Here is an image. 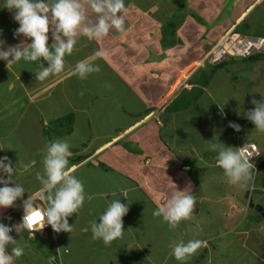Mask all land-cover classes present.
<instances>
[{
  "label": "crops",
  "instance_id": "obj_1",
  "mask_svg": "<svg viewBox=\"0 0 264 264\" xmlns=\"http://www.w3.org/2000/svg\"><path fill=\"white\" fill-rule=\"evenodd\" d=\"M185 1L200 8V14L207 17L205 12L208 8L203 5L205 0H181L179 7L174 0H125V27L129 25V29L123 33L110 29L108 37L100 41L78 37L73 54L65 57V71L43 82H38L34 74L39 69V62L21 60L8 69L6 62L0 60V158L7 156L12 161L13 168H16L14 181L33 194L37 208L45 209L47 204L36 174L43 171L46 145L55 140H67L72 145L69 158V166L74 167L72 174L83 182L86 194L93 196L91 201H85L77 215L68 218L69 224L74 225L71 233H56L51 227L36 229L32 233L18 228V232L14 230L18 246L25 249L30 243L48 241L51 236L63 240L66 235L71 237L80 232L90 235L86 248L92 252L93 242L101 240H93L90 221H98L109 203L120 199L121 203L129 206V212L123 218L124 234L128 235L125 248L137 247L138 232L133 225L140 214V220L147 216L136 214V210L139 206L156 209L158 204L165 203L174 190L173 183L181 191L191 186L197 198L193 218L183 221L186 224L196 227L198 223L199 227L206 221L210 227L218 216L227 223L234 219L257 220L258 213L250 214L241 205L242 196L238 197L236 186L228 183L223 169L216 163V153L209 149L208 141L214 140L234 148L245 143L225 142L223 123L220 131L218 121L214 126V117L209 119L207 111L186 102L188 93L183 89H193L192 78L197 70L195 67L199 65L198 60L207 56L224 35L232 33L247 38H264V35L241 32L246 19L263 0H241L240 5L236 0H209L207 4L213 2V10H221L219 15L222 16L212 15L217 17V21H212L213 29L217 31L208 41L206 35L210 30H202L204 35L197 38L196 31L202 26L197 24L194 31L191 20H187L190 18L187 9L178 12L188 7L181 5ZM4 3L5 0H0V39L6 42L5 47L31 43L14 35L19 24L13 19L14 13L3 8ZM160 4L166 12L162 11ZM171 5L173 10L167 13ZM88 15L95 18L91 9H88ZM49 34L51 36V32ZM50 36L49 45L54 42ZM26 43L24 47H27ZM176 49L196 50L197 54L194 56L190 52L182 59L183 51L170 52ZM97 51L103 55L96 57ZM149 51H153V56ZM85 59L98 64L101 71L81 80L72 70L77 61ZM176 100L181 103L175 106ZM216 127L217 131H212ZM219 132H222L221 139ZM237 133L231 128L230 135ZM20 161L22 164L30 163V169L24 171ZM202 176L215 191L221 188L224 193L219 198H208L197 192ZM245 190L243 200L249 209L253 192L262 191L257 188L252 192ZM28 191L24 199L28 198ZM211 202L218 208L207 206ZM222 204L225 207L219 208ZM23 213L22 201L18 200L14 207L0 209V223H9L11 227L18 225ZM241 214L242 217L237 218ZM158 223L161 224L159 220ZM159 232L162 233L160 228ZM196 232L202 233L200 228H196ZM176 233L163 239L158 236L149 238L148 242L170 245L178 240L179 235L186 236L182 231L175 238ZM199 240L205 241L203 236ZM183 241L189 240L184 237ZM13 246L9 245L8 250L11 251ZM148 248L151 249V245ZM97 253L96 260L90 264H109L103 263L105 255L100 251ZM155 254L140 264H163ZM127 262L123 260L122 264Z\"/></svg>",
  "mask_w": 264,
  "mask_h": 264
},
{
  "label": "clouds",
  "instance_id": "obj_2",
  "mask_svg": "<svg viewBox=\"0 0 264 264\" xmlns=\"http://www.w3.org/2000/svg\"><path fill=\"white\" fill-rule=\"evenodd\" d=\"M3 8L14 13L13 19L19 24L14 35L17 38L22 36L31 43L5 47L6 42L0 39V60L6 62L8 69L21 60L39 62V69L34 72L38 82L65 71V57L73 54L78 37L100 41L108 37L110 29L114 28L120 33L125 31V0H5ZM88 9L95 14L94 19L89 17ZM50 32L54 41L51 45ZM25 43L27 47L23 46ZM102 55L100 51L95 53L96 57ZM42 61L47 62V66ZM72 71L81 80H86L90 75L99 73L101 68L90 59H85L77 61ZM252 104L255 107L246 112V118L255 126V130L264 132V100L253 99ZM220 108L223 114V107ZM229 127L240 131V125L234 122H230ZM213 141H208L209 149L216 153V163L223 169L228 183L245 189L254 187L255 167L250 162L252 157L245 154L249 144L234 148ZM71 147L67 140H55L44 149L43 171L36 174L47 204L43 211L34 205L33 194L14 181L16 168H13L12 161L7 156L0 158V173L3 174L0 175V209L12 208L21 200L24 211L22 223L12 227L0 223V264H14L15 259L24 255L23 247L17 245L11 232H18V228L31 232L40 224L42 229L50 225L56 233H71L74 225L69 224L68 218L77 215L86 200L93 199V196L86 194L83 182L72 174L74 167L69 166ZM22 167L28 171L31 164H22ZM173 185L174 190L167 201L158 204L153 211V216L162 217L171 230H175L182 221L193 218L197 201L191 186L181 191L177 185ZM26 191L29 195L24 199ZM128 212V205L121 203L120 199L112 200L98 221H90L93 240H102L105 246H111L112 242L123 238V218ZM9 245H15L11 252L8 251ZM206 245L207 241L199 239L175 241L171 246V255L177 261L186 262Z\"/></svg>",
  "mask_w": 264,
  "mask_h": 264
},
{
  "label": "rangeland",
  "instance_id": "obj_3",
  "mask_svg": "<svg viewBox=\"0 0 264 264\" xmlns=\"http://www.w3.org/2000/svg\"><path fill=\"white\" fill-rule=\"evenodd\" d=\"M208 1L209 0H205V2H203V5H207L208 8V11L205 12L207 17L204 15L202 16L200 14L201 9L193 7L190 1L182 3L181 5L188 7L178 11L183 12L187 9L186 13L190 14V18L187 20H191L192 23L190 25H192V29L194 31L196 30L195 27L198 28L196 26L197 24L202 26L198 28L199 31H196L198 33L197 38L204 35V33H201L202 30H210L206 35L207 41L212 38V36L215 35L214 33L217 31L216 29H213L215 26L212 24V21H217L215 20L217 17H212V15L222 16L219 15L222 11L213 10L212 7L214 6V3L211 2L210 4H207ZM246 1L247 0H244V2ZM236 2L237 5H240L241 0H236ZM178 3L180 4L181 0H178ZM160 5H162V11H165L163 4ZM225 5L226 4L223 3L222 7L225 8ZM170 7L171 9H169L170 11L167 13L171 12L174 8L173 5ZM222 20L225 21V18L223 19L222 17ZM129 27L130 26L127 25L125 29H129ZM244 31L249 34L264 35V0L260 6L256 7L252 11L249 18L246 19V22L242 25L241 32ZM228 34L224 35L223 38ZM246 38L247 37H245V39ZM204 39L205 36H203L200 41L202 45L204 44ZM179 40L181 41V39ZM221 41L222 38L218 43ZM182 51V59L187 56V53L189 54L192 52L194 56L197 54L196 50L191 49L170 50V52H173L174 54ZM149 53L151 56L153 51H149ZM198 62L199 65L195 67L197 70L194 71V77L192 78L193 89L188 91L183 89L186 93H188L186 102H192L191 104H193L194 107H201L203 108V111H207V114H209L210 117L209 119L214 117V126L216 125V120L218 121L220 131L223 123V138L225 142L232 141V143L235 142L237 144H255L261 153V158L264 159V132L255 130V126L246 118L245 115L247 111L254 109L255 106L252 104L253 99H256L257 101L264 100V60L259 62L254 60L249 61L246 60V58L230 55L222 61L221 66L217 67L214 72L213 64L216 62L211 64L207 59V56H203V58L200 61L198 60ZM176 99H179V97ZM177 103H181V101L176 100L174 105ZM219 106L223 107V114L221 113V108ZM230 122L240 125V131H238L237 135H230ZM212 131H217V127L213 128ZM221 135L222 132L221 134L219 132L220 139ZM213 138H215V136ZM205 179L206 178L202 176V181H200L197 192L204 193V195H207L208 198H211L212 196H214V198H219L222 192L224 193L223 189L220 188L215 191L212 184ZM254 186L259 190L264 188V170H261L256 174ZM236 188L235 194L238 197L242 196L241 205L245 207L250 214H257L253 209H250V207L248 209L243 200V196L246 191L245 188H241L238 185ZM133 201L129 202L132 203ZM138 202L141 203L142 201L139 200ZM251 202L264 209L263 192H253ZM214 204V202H211L208 203L207 206H211L212 209L218 208ZM201 207L203 208V204H201ZM224 207L225 204L219 205V208ZM144 208L145 207L139 206L136 210V214L143 213L147 217L140 220V214V216L136 218L137 221L134 220L135 224L132 223V225L134 224L133 226L135 231L138 232L137 247H128L126 249L125 246L128 244V235L124 234L123 238L116 240V242L114 241L111 246L101 247V243H103L102 240L98 241V243H96L97 241H92L93 244L92 246L90 245L92 252H90L86 248V246L89 245L88 240L90 235L77 232L71 237L66 235L63 240H60V238L55 236H51L48 241L45 240L30 243L28 247L24 249V258L21 260L17 258L14 263L90 264L96 260L95 256L98 254L97 252L100 251L101 255H105L103 263L109 262V264H122L123 260H128L127 264H135L136 262L140 264L142 261L146 262V257H152L155 252V255L159 256L161 263L163 264H264V218L261 219L256 217L257 220H255V222L234 219L227 223L224 218H220L218 216L216 217L215 222H211L212 226L210 227L206 225V221H204L205 223L200 222L201 224H199V227L198 223L196 227H193L192 224H186L182 221L183 223L181 226L178 225L175 230H171L168 224L163 221L162 217L153 216V211L156 209L152 207H146V209ZM133 212L134 211H132V213ZM211 212H214V210ZM241 217L242 214L237 216V218ZM158 220L161 224L158 223ZM9 222L11 223V221ZM159 228L162 233L159 232ZM196 228L197 230L200 228L202 233H197ZM182 231L186 233V236L179 235L177 241L183 240L184 237H186V240H195L200 239L202 236L203 239L207 241L205 249L201 248V250H198V253L186 262L177 261L175 257L171 255V246L173 243H170V245H163V242H148L149 238L155 239L158 236L159 239H163L166 235L169 236V234L177 232L174 235L176 238L177 234L182 233ZM68 237L70 238L67 239ZM150 245L151 249L148 248ZM115 246L118 248H115ZM67 247H69V253L65 254ZM107 256H109V258H106Z\"/></svg>",
  "mask_w": 264,
  "mask_h": 264
},
{
  "label": "built area",
  "instance_id": "obj_4",
  "mask_svg": "<svg viewBox=\"0 0 264 264\" xmlns=\"http://www.w3.org/2000/svg\"><path fill=\"white\" fill-rule=\"evenodd\" d=\"M264 54V38H246L241 37L237 34H228L224 38H222V41L218 43L207 55L208 58H210L211 63L213 62L220 63L222 62L227 56H238L242 58H247L254 54ZM214 65V64H213ZM249 148L246 150V155H250L251 163L254 165L253 169V177H254V183L256 180V174L260 171V166L264 162V159L261 158L260 152L257 149L255 144L248 143ZM246 144L242 145L240 148L244 147ZM255 146L254 148L251 146ZM256 188L255 186L249 189L250 192L254 191ZM262 192L264 194V188L262 189ZM39 209V208H38ZM43 211L44 209H40ZM24 213L22 214L19 223H22V217ZM46 223V221H45ZM8 226V224H6ZM11 227V226H10ZM50 225H45L43 229L50 228ZM36 229H42L40 224L36 225ZM35 229V230H36ZM22 231L32 233L33 231H28L24 228H21ZM34 230V231H35ZM10 235L15 239L17 235L13 232L10 233ZM15 264V263H14Z\"/></svg>",
  "mask_w": 264,
  "mask_h": 264
},
{
  "label": "trees",
  "instance_id": "obj_5",
  "mask_svg": "<svg viewBox=\"0 0 264 264\" xmlns=\"http://www.w3.org/2000/svg\"><path fill=\"white\" fill-rule=\"evenodd\" d=\"M174 3L175 4H177V7H179L178 5H179V3H178V0H174ZM213 49V48H212ZM211 49V50H212ZM207 59L209 60V62L211 63V61H210V58H208L207 57ZM246 60H254V61H257V62H259V61H262V60H264V54H254V55H251V56H249V57H247L246 58ZM43 62V61H42ZM45 65H47V62H43ZM212 64V63H211ZM221 64H222V62H220V63H217V64H214L213 65V67H214V70H213V72L215 71V69L217 68V67H219V66H221ZM260 169L261 170H264V162H263V164L260 166ZM258 218H261V219H263L260 215H258L257 216ZM263 221H264V219H263ZM9 249V248H8Z\"/></svg>",
  "mask_w": 264,
  "mask_h": 264
},
{
  "label": "water",
  "instance_id": "obj_6",
  "mask_svg": "<svg viewBox=\"0 0 264 264\" xmlns=\"http://www.w3.org/2000/svg\"><path fill=\"white\" fill-rule=\"evenodd\" d=\"M249 207L258 213L262 218H264V209L261 206L250 203Z\"/></svg>",
  "mask_w": 264,
  "mask_h": 264
},
{
  "label": "snow or ice",
  "instance_id": "obj_7",
  "mask_svg": "<svg viewBox=\"0 0 264 264\" xmlns=\"http://www.w3.org/2000/svg\"><path fill=\"white\" fill-rule=\"evenodd\" d=\"M37 215H39V214L37 213Z\"/></svg>",
  "mask_w": 264,
  "mask_h": 264
}]
</instances>
